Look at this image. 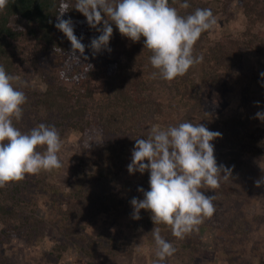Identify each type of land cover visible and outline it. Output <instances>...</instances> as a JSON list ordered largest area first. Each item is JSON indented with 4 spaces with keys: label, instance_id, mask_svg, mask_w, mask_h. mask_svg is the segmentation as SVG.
Instances as JSON below:
<instances>
[{
    "label": "trees",
    "instance_id": "trees-1",
    "mask_svg": "<svg viewBox=\"0 0 264 264\" xmlns=\"http://www.w3.org/2000/svg\"><path fill=\"white\" fill-rule=\"evenodd\" d=\"M64 1L9 0L7 7L0 11V65L10 75L19 73L29 77L35 73V59L41 54L45 55L47 51H53L55 57L53 63L49 64L50 67L39 63L41 70L38 73L45 82V88L41 91L35 88L22 90L27 96V102L23 105V116L27 113L38 122L51 119V126H55L61 135L63 118L77 115L81 119L94 120L102 133L113 134L103 145L101 152L93 149L95 144L88 145L89 153H96L93 156L85 153L87 159L72 166L70 186L65 193H59L58 186L46 182L44 176L29 179L28 174L24 180L10 182L0 188V264H13L4 251V246L11 237L22 234L31 239L39 224L44 222L36 214L37 203L24 197V191L30 183H34L43 192L52 194L50 204L56 223L73 222L76 228H80L85 221H92L99 214H105L111 209L119 206L132 207V198L143 199L138 188L150 190V173L145 171L141 174L137 171L129 174L127 166L132 160L135 139H147L154 127L166 129L183 122L201 123L210 131L222 134L212 141L213 145L224 150L234 147L245 154L257 153L258 147L263 143L260 137L245 138L239 134L236 119L240 103L229 111H211L205 101L202 102L211 98L210 95H203L207 88L211 95L221 90L223 81L228 80L226 73L235 71V77H238V65L244 48L253 49L257 55L264 57L263 34L259 36L260 34L255 33L254 38L245 39L246 41L241 40L245 36L243 33L246 34L245 31L238 35L224 34L213 44L202 42L200 46L204 32L193 49L194 56L203 55L202 63L172 81L163 80L159 76L153 79L151 74L158 70L150 64L152 53L144 48L143 37L139 43L143 51L141 48L138 50L137 42L123 36L125 40L121 56L91 58L92 51L88 46L95 35L88 30L83 19L72 21L74 34L82 38L85 45L84 55L88 59L81 57L80 61L74 60L70 56V41L55 27L58 22L56 15ZM177 1L184 2L169 0L170 6L174 7ZM187 2L190 7H180L181 16H187L197 8H210L214 15L218 11L217 5L214 7L210 1ZM66 13L63 19H68ZM18 16L23 17L26 24L11 29L8 22ZM254 23L255 21L248 24V32H251ZM61 73L64 75L61 76ZM71 121L72 118L68 126ZM13 123L19 129V121L14 119ZM123 161L124 172H117ZM90 163L98 164V174L84 171L83 164L86 166ZM241 165L243 163L240 159L230 158L228 168L232 169V177L222 180L219 188L203 189L206 195L215 196L216 211L200 226L216 229L215 251L227 259L229 264L233 262L237 248L241 247L237 241L240 229L237 219L228 218L224 221L228 217L225 210L232 205L234 195H247L251 185L247 178L242 181L246 173ZM121 192H127L124 200L120 197ZM135 225L143 232L159 226L154 225L151 213L147 210H143V218L136 220ZM163 226L166 227L164 224ZM196 234V231L191 233L190 238Z\"/></svg>",
    "mask_w": 264,
    "mask_h": 264
},
{
    "label": "rangeland",
    "instance_id": "rangeland-1",
    "mask_svg": "<svg viewBox=\"0 0 264 264\" xmlns=\"http://www.w3.org/2000/svg\"><path fill=\"white\" fill-rule=\"evenodd\" d=\"M199 1H210L211 5L215 7L216 4L218 7V11L214 15L217 24L212 30L203 34L199 43L200 46L202 42L213 44L220 40L224 34L238 35L243 31L246 32V34L243 33L245 35L241 39L243 41L254 38L255 33L264 36L263 0ZM75 3L76 0L64 1L68 11L66 17L75 21L83 19L87 23L86 17L74 8ZM180 4L181 2L177 1L174 7L181 15ZM254 21L253 28L250 29L251 32H248L246 30L249 27L248 24ZM109 22H111L110 18ZM25 24V19L20 16L11 18L8 22L11 29H17V27ZM87 26L95 37L100 35L88 23ZM112 26L113 35L109 42L112 51L108 52L105 49L95 56L91 54V58L98 56L107 59L111 56H121L125 39L116 26L114 24ZM98 27H102V25ZM139 43L140 41L137 42V44ZM137 46L140 50V44ZM141 50L143 51V48ZM41 55L35 59L37 63L33 68L34 74L29 77L19 73L13 74V76L19 77L18 80L13 81L14 87L19 90L35 88L39 91L45 88V82L38 73L41 70L39 63H44V66L48 68L53 63L55 56L53 51H47L45 55ZM261 73H264V57L257 55L253 49L244 48L238 65V77H235V71L230 74L226 73L225 77L228 80L223 81L220 91H215L211 95L207 88L203 93V95L206 94L211 97L202 100V102L205 101V105L211 111L215 109L229 111L231 108H236V105L240 103V107L237 108L236 119L239 134L244 135L245 138L252 137L263 140V143L258 147V152L249 154H245L234 147L224 150L214 145L217 164H223L228 168L230 158L240 159L243 163L241 166L246 173L242 181L244 182L247 178L248 182H251L249 193L245 196H241L239 193L234 195L232 205L228 210H225L228 217L224 221L228 218L237 219L240 229L237 241L241 247L235 251L236 256L230 264H264V185L255 186L256 180L264 178V122L255 118L257 112H264V77H261ZM255 102H259V105ZM71 118L73 121L68 126ZM46 121H34V118L25 113L23 118L19 120V130L28 132L40 123L51 126L52 120ZM62 122L63 127L60 136L63 146L59 157L63 167L58 170L41 171L35 175L28 174L29 179L44 176L46 182L58 186L59 193H65L70 186L72 166L79 161L86 160L85 153L89 156L95 155L96 152L89 153L88 145L95 144L93 149L101 152L103 145L110 140L113 134L112 132L109 134L102 133L100 126L94 120L81 119L77 115L66 116ZM40 150L43 151L44 147L41 146ZM259 153L261 154L258 155ZM84 156L85 158H83ZM83 165L86 173L98 174V164ZM121 165L120 170L117 168V172H124L122 167L125 166V162L123 161ZM126 195L127 192H121V199L124 200ZM24 197L37 203L36 214L44 219V222L39 224L31 239L21 234L11 237L6 242L4 251L13 264H88L89 262L96 264H154L157 260L155 256L156 244L151 232L153 229L143 232L137 228L136 220L132 218L133 207L119 206L105 214H99L92 221H85L83 227L76 228L73 222H69V224L56 223V216L51 210V193L43 192L34 183H30L24 191ZM231 212H233L232 215ZM140 216L143 218V209L140 211ZM216 218L219 219L220 217ZM157 228L160 229L161 236L176 248L175 254L160 264H229L227 259L215 251V228L203 225L196 231L197 234L193 238H190L189 234L183 240L172 235L170 226L165 227L163 224H159Z\"/></svg>",
    "mask_w": 264,
    "mask_h": 264
},
{
    "label": "clouds",
    "instance_id": "clouds-1",
    "mask_svg": "<svg viewBox=\"0 0 264 264\" xmlns=\"http://www.w3.org/2000/svg\"><path fill=\"white\" fill-rule=\"evenodd\" d=\"M8 3L9 0H0V11ZM180 7L187 9L190 5L184 0ZM74 8L100 33L88 46L93 56L105 49L112 51L109 42L114 24L122 36L133 42L144 38V48L152 53L150 64L158 70L151 74L152 78L159 76L166 81L184 76L190 68L203 62L202 54L194 56V45L202 33L217 24L210 8H197L181 16L169 0H76ZM66 12L62 4L55 27L70 41V56L77 61L81 57L87 60L82 38L74 34V22L71 18H62ZM260 75L264 77V73ZM18 79L0 65V188L24 180L27 174L63 167L59 157L62 139L55 126L40 123L22 132L14 125V119H22L23 105L27 102L26 94L13 85ZM255 118L264 122V112H257ZM221 135L201 123L183 122L166 129L154 127L147 139H135L127 171L129 174L148 171L150 190L138 188L143 199L134 197L130 201L132 218L141 219L140 211L147 210L154 225L170 226L172 235L179 240L198 231L204 220L216 211L215 196L206 195L202 189L219 188L222 180L232 177V169L218 165L214 155L212 141ZM261 185L264 178L255 181L256 187ZM151 232L156 244L154 264H160L172 257L176 248L161 236L159 228L154 227Z\"/></svg>",
    "mask_w": 264,
    "mask_h": 264
}]
</instances>
